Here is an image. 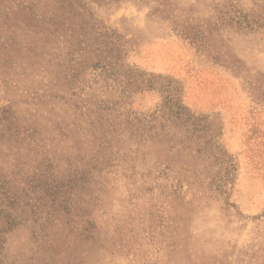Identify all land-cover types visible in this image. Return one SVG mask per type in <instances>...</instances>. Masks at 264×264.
Segmentation results:
<instances>
[{
	"label": "rangeland",
	"instance_id": "374dc122",
	"mask_svg": "<svg viewBox=\"0 0 264 264\" xmlns=\"http://www.w3.org/2000/svg\"><path fill=\"white\" fill-rule=\"evenodd\" d=\"M0 107L3 264H264V0H0Z\"/></svg>",
	"mask_w": 264,
	"mask_h": 264
},
{
	"label": "trees",
	"instance_id": "16d2710c",
	"mask_svg": "<svg viewBox=\"0 0 264 264\" xmlns=\"http://www.w3.org/2000/svg\"><path fill=\"white\" fill-rule=\"evenodd\" d=\"M177 108L178 109H184V107H182V106H179V107L177 106ZM113 109H114L113 107H105V108H103V111L104 110H110V111H112ZM8 113H10V110H8L6 108H3V107H0V115H2L4 117V115H6ZM107 115H108V113H106V111H104V112H102V115L99 116L100 121L97 122V127L98 128H101V125H102L101 123H103V121L104 122L107 121V119L109 118ZM4 118L7 119L8 117L5 116ZM73 118H74V120H76V117L75 116ZM13 119H16V118L13 116ZM110 120L113 121L112 117L110 118ZM137 122L140 123V121H137ZM144 124L147 125L148 122H146V120H145V123ZM71 125H75V123L72 122ZM149 130H150V127H149ZM88 134L92 137L93 140L96 139L94 132L89 131ZM103 142H105V141H103ZM17 209H19V212H20L21 215H25V211H24L25 209H22V208H19V207H17ZM17 209H14L13 210L14 213H8V212L3 213L2 210H0V264H3V257L1 256V251H2V243L4 242V235L12 227H14L16 225L15 218L19 216L16 213V210ZM57 212H58V210H57ZM49 227H51V225L44 226V228H49ZM51 229H53V228H51ZM56 233L57 232H54L53 233V238L55 237L54 238V241H56V239H57V234Z\"/></svg>",
	"mask_w": 264,
	"mask_h": 264
}]
</instances>
